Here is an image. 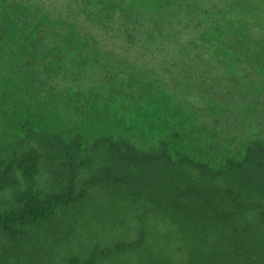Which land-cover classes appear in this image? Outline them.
<instances>
[{"label":"trees","instance_id":"trees-1","mask_svg":"<svg viewBox=\"0 0 264 264\" xmlns=\"http://www.w3.org/2000/svg\"><path fill=\"white\" fill-rule=\"evenodd\" d=\"M29 10L9 14L12 43L28 42ZM40 24L27 30L53 44L62 70L90 49L73 29ZM12 45L0 53V116L7 104L21 122L0 169V264H264V125L255 150L242 144L214 173L200 156L223 166L215 132L195 157L183 155L162 128L163 108L134 127L103 94L83 102L79 92L62 122L43 114L47 100L28 106L22 75L5 80ZM115 61L98 52L94 62L126 74Z\"/></svg>","mask_w":264,"mask_h":264},{"label":"rangeland","instance_id":"rangeland-1","mask_svg":"<svg viewBox=\"0 0 264 264\" xmlns=\"http://www.w3.org/2000/svg\"><path fill=\"white\" fill-rule=\"evenodd\" d=\"M25 6L30 8L29 31L36 32L43 15L40 29L43 23H51L57 32L71 28L90 48L84 58L64 71L53 44L38 33L30 35L26 29L20 40L28 42L12 43L9 14ZM10 44L5 80L22 75L28 106L40 108L47 100L43 114L51 111L56 121H63L58 119L62 111H73L81 92L83 102L105 95L116 114L134 127L142 122V112L147 116L163 108L162 128L178 136L183 155L195 157L205 136L215 132L223 166L200 156L214 173L225 170L226 159L242 144L251 150L259 145L255 135L264 125V0H0V53ZM98 52L113 56L126 74L122 69L105 74L94 62ZM51 85L55 95L40 99L39 92ZM69 90L76 95L67 97ZM7 107L0 116V169L11 156L13 128L21 122L20 113L8 116Z\"/></svg>","mask_w":264,"mask_h":264}]
</instances>
